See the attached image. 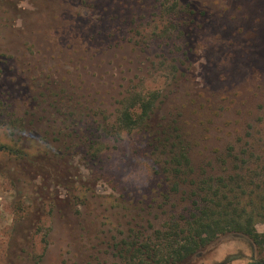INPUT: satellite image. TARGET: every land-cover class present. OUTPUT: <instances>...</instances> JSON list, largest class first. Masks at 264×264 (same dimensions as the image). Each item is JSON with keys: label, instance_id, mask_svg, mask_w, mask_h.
I'll return each instance as SVG.
<instances>
[{"label": "rangeland", "instance_id": "374dc122", "mask_svg": "<svg viewBox=\"0 0 264 264\" xmlns=\"http://www.w3.org/2000/svg\"><path fill=\"white\" fill-rule=\"evenodd\" d=\"M133 91L160 94L150 127L175 130L197 170L264 146V0H0V136L70 146L42 174L0 156V264H121L114 247L181 213L148 130L112 131ZM252 262L264 249L230 234L188 264Z\"/></svg>", "mask_w": 264, "mask_h": 264}, {"label": "trees", "instance_id": "16d2710c", "mask_svg": "<svg viewBox=\"0 0 264 264\" xmlns=\"http://www.w3.org/2000/svg\"><path fill=\"white\" fill-rule=\"evenodd\" d=\"M159 97L157 92H129L119 103L112 131L121 137L148 130L146 139L152 153L161 159L164 199L174 206L175 200L186 206L153 237L117 246L126 249L114 247L115 257L121 264H188L205 245L230 234L247 237L264 249V233L256 231V225L264 223V146L248 142L241 147L228 145L217 158L219 170L211 163L197 170L175 130L151 129L149 121ZM2 135L6 142L0 136V156L30 172L42 174L40 158L49 156L50 160L52 155L61 159L70 150L58 131L33 138L21 134L13 139L10 130ZM252 136L246 133L245 138Z\"/></svg>", "mask_w": 264, "mask_h": 264}, {"label": "flooded vegetation", "instance_id": "af4514ba", "mask_svg": "<svg viewBox=\"0 0 264 264\" xmlns=\"http://www.w3.org/2000/svg\"><path fill=\"white\" fill-rule=\"evenodd\" d=\"M254 263H256V262H252L251 264H254ZM258 263H260V262H258ZM262 263V262H261ZM262 264H264V263H262Z\"/></svg>", "mask_w": 264, "mask_h": 264}]
</instances>
